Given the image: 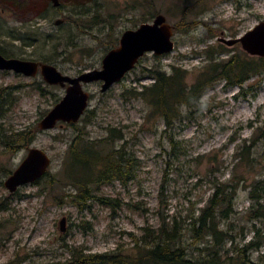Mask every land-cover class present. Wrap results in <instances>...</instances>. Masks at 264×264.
Here are the masks:
<instances>
[{
	"label": "rangeland",
	"instance_id": "374dc122",
	"mask_svg": "<svg viewBox=\"0 0 264 264\" xmlns=\"http://www.w3.org/2000/svg\"><path fill=\"white\" fill-rule=\"evenodd\" d=\"M148 1L58 0V9L51 0H0L1 54L48 62L68 75L99 67L110 48L106 41L111 38L115 45L123 29L150 21L156 12L173 25L170 51L144 52L103 91L99 80L82 83L89 97L72 125L57 121L50 128L36 126L63 86L44 82L38 71L26 76L0 69V87H7L0 100V263L63 260L73 249L134 253L129 233L145 239L144 227L155 229L162 219L187 228L216 183L233 193L232 208L217 228L229 233L232 244L251 235L250 225L257 220L247 214L246 194L252 181L264 177V150L260 141L249 154L243 145L264 119L262 73L245 79L242 86L250 90L244 95L238 84H225L221 78L206 84L195 103L178 106L180 115L166 128L146 92L139 91L152 82L146 70L152 66L166 73L171 65L183 70L188 86L202 78L199 73L212 60L255 58L239 42L227 45L218 37H235L264 20V0ZM112 128V134L122 135L115 144L123 143L135 157L133 172L124 182L114 179L92 187L95 195L110 197V203L93 197L78 208L72 201L75 168L67 146L78 136L79 143L99 140L106 150L103 138ZM20 129L32 131L33 137L26 146L10 150L2 140L9 141V133ZM30 146L48 155V174L8 191L3 180ZM185 232L187 255L196 264L211 256L215 261L203 264H229L231 243L223 233L214 247L209 233L193 241L190 231Z\"/></svg>",
	"mask_w": 264,
	"mask_h": 264
},
{
	"label": "trees",
	"instance_id": "16d2710c",
	"mask_svg": "<svg viewBox=\"0 0 264 264\" xmlns=\"http://www.w3.org/2000/svg\"><path fill=\"white\" fill-rule=\"evenodd\" d=\"M148 3L150 2L148 1ZM57 8H60L59 4ZM92 10L95 11L96 9ZM106 42L105 44L110 47L114 46V41L111 38ZM146 70L153 80L149 85H142L143 89L139 93L146 92L153 111L158 112L164 128H166L171 124L174 117L180 115L178 106L195 103L203 86L216 79H223L225 84H238L240 92L244 95L250 90V87L244 88L242 86L248 76L253 73H262L264 76V56L246 58L229 55L225 60H212L199 73L202 78L195 80L188 86L183 80V70L173 65L170 66L168 73L159 66H152ZM6 88L0 87V100L4 98ZM69 124L72 125L73 123L69 122ZM112 131L113 128L108 129L103 138L104 144L107 146V149L104 148L106 150L99 147V140L98 143L88 141L87 143H79L78 136L73 137L67 146L70 165L75 168L71 175L76 190L72 201L78 205V208H82L86 200L93 197L102 202L110 203V197L95 195L92 192V187L114 179L124 182L133 172L136 163L135 157H132L131 153L124 148L123 143L115 144L117 139H122V135L120 132L112 134ZM7 137L9 141L2 140V143L13 150L18 146H26L32 139L33 132L20 129L12 131ZM258 141L264 150V119L260 125L254 127L253 134L249 137L248 142L243 145V149L249 154L251 147H254ZM249 160L247 158L246 161ZM44 174H48L47 169L41 176ZM41 176L33 181L37 182ZM213 186L214 189L206 203L196 215L190 217L189 226L185 229L190 231L193 241L209 233L215 241L214 247H217V239L222 233L230 243L232 242L229 233L226 230H219L216 225L218 220L226 218L229 214L232 208L233 193L227 191L221 183H216ZM246 197L249 200L247 214L250 219L257 220V223H251L250 230L252 233L248 239L241 243H231V253L227 259H229V264H264V177L250 183ZM185 229L177 227L175 220L168 225L162 219L155 229L144 227L143 237L145 239L141 240V237L138 239L134 234L129 233L134 241V253L118 250L84 252L73 249L66 259L33 264H196L187 255V245L183 241ZM252 251H256L255 257L251 256ZM213 257H207L208 259L202 257L198 259L197 263L215 261ZM0 264L11 263L8 261ZM14 264L21 263L16 262Z\"/></svg>",
	"mask_w": 264,
	"mask_h": 264
},
{
	"label": "water",
	"instance_id": "95a60500",
	"mask_svg": "<svg viewBox=\"0 0 264 264\" xmlns=\"http://www.w3.org/2000/svg\"><path fill=\"white\" fill-rule=\"evenodd\" d=\"M51 2L53 5L58 4V0ZM59 21L57 18L54 23ZM218 40L227 45L239 42L248 54L264 56V20L257 21L240 35L231 38L218 37ZM172 48V25L165 20L162 13L156 12L150 21H141L133 28L123 29L117 37V43L101 56L99 67L68 75L48 62L4 56L0 53V69L26 76H32L38 71L44 82L64 87L62 95L36 123L39 129H45L54 126L57 121H77L86 108L89 97L82 83L99 80V91H103L131 69L144 52L151 51L158 55ZM48 162L49 157L41 148L28 147L22 159L4 178V186L8 191H13L18 185L35 180L44 173ZM62 222L63 217L59 220L60 229Z\"/></svg>",
	"mask_w": 264,
	"mask_h": 264
},
{
	"label": "flooded vegetation",
	"instance_id": "af4514ba",
	"mask_svg": "<svg viewBox=\"0 0 264 264\" xmlns=\"http://www.w3.org/2000/svg\"><path fill=\"white\" fill-rule=\"evenodd\" d=\"M53 5V4H52ZM53 6H58V4L57 5H53ZM1 53V52H0ZM33 60V59H32ZM35 61H39V60H35Z\"/></svg>",
	"mask_w": 264,
	"mask_h": 264
}]
</instances>
